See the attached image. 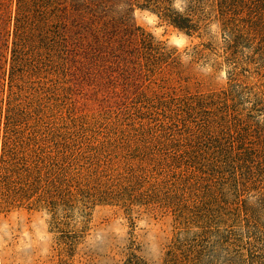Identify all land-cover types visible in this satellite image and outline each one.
<instances>
[{
    "label": "trees",
    "instance_id": "obj_1",
    "mask_svg": "<svg viewBox=\"0 0 264 264\" xmlns=\"http://www.w3.org/2000/svg\"><path fill=\"white\" fill-rule=\"evenodd\" d=\"M98 206L168 218L161 264H264V0H0V213L72 257Z\"/></svg>",
    "mask_w": 264,
    "mask_h": 264
},
{
    "label": "rangeland",
    "instance_id": "obj_2",
    "mask_svg": "<svg viewBox=\"0 0 264 264\" xmlns=\"http://www.w3.org/2000/svg\"><path fill=\"white\" fill-rule=\"evenodd\" d=\"M168 45L182 48L188 40L145 10L129 13L128 22ZM94 84L102 83V73H91ZM219 83L220 79L217 80ZM88 97L91 89L80 88ZM168 218L142 216L133 225L113 209L98 206L91 213L88 235L78 253L67 256L58 252L54 235L49 232L43 212L14 210L0 213V264H119L130 240L140 246L146 264H161L162 251L171 236Z\"/></svg>",
    "mask_w": 264,
    "mask_h": 264
}]
</instances>
